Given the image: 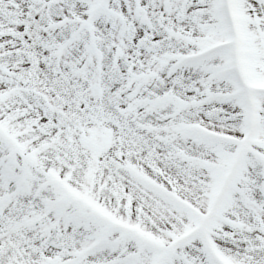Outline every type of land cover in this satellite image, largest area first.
Listing matches in <instances>:
<instances>
[{
	"label": "snow or ice",
	"instance_id": "obj_1",
	"mask_svg": "<svg viewBox=\"0 0 264 264\" xmlns=\"http://www.w3.org/2000/svg\"><path fill=\"white\" fill-rule=\"evenodd\" d=\"M0 264H264V0H0Z\"/></svg>",
	"mask_w": 264,
	"mask_h": 264
}]
</instances>
